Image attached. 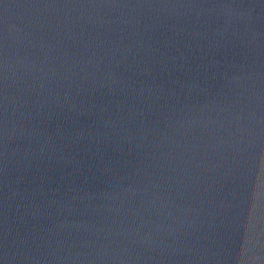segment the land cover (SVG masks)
<instances>
[{
    "label": "water",
    "instance_id": "95a60500",
    "mask_svg": "<svg viewBox=\"0 0 264 264\" xmlns=\"http://www.w3.org/2000/svg\"><path fill=\"white\" fill-rule=\"evenodd\" d=\"M262 63L264 0H0V264H264Z\"/></svg>",
    "mask_w": 264,
    "mask_h": 264
},
{
    "label": "snow or ice",
    "instance_id": "6c2138e0",
    "mask_svg": "<svg viewBox=\"0 0 264 264\" xmlns=\"http://www.w3.org/2000/svg\"><path fill=\"white\" fill-rule=\"evenodd\" d=\"M249 103L251 107H247L245 111L247 115H241V120L247 119L249 122V128L253 129L258 127L260 131L261 148L264 150V63L261 65V71L259 76V87L250 91ZM243 123L241 129H243ZM264 160V155H262ZM221 207V205H220Z\"/></svg>",
    "mask_w": 264,
    "mask_h": 264
}]
</instances>
